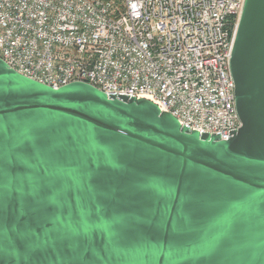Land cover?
Listing matches in <instances>:
<instances>
[{
  "label": "water",
  "instance_id": "95a60500",
  "mask_svg": "<svg viewBox=\"0 0 264 264\" xmlns=\"http://www.w3.org/2000/svg\"><path fill=\"white\" fill-rule=\"evenodd\" d=\"M229 67L241 126L222 141L0 59V264H264V0Z\"/></svg>",
  "mask_w": 264,
  "mask_h": 264
},
{
  "label": "built area",
  "instance_id": "2783aa9c",
  "mask_svg": "<svg viewBox=\"0 0 264 264\" xmlns=\"http://www.w3.org/2000/svg\"><path fill=\"white\" fill-rule=\"evenodd\" d=\"M245 0H0V59L59 89L145 98L199 135L241 122L229 61Z\"/></svg>",
  "mask_w": 264,
  "mask_h": 264
},
{
  "label": "snow or ice",
  "instance_id": "6c2138e0",
  "mask_svg": "<svg viewBox=\"0 0 264 264\" xmlns=\"http://www.w3.org/2000/svg\"><path fill=\"white\" fill-rule=\"evenodd\" d=\"M77 105H69V107H76Z\"/></svg>",
  "mask_w": 264,
  "mask_h": 264
}]
</instances>
